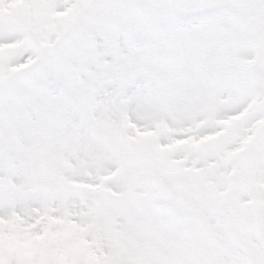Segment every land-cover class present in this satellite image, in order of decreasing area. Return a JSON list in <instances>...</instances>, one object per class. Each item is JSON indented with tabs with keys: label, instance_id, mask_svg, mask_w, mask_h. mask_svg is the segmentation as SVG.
<instances>
[{
	"label": "snow or ice",
	"instance_id": "snow-or-ice-1",
	"mask_svg": "<svg viewBox=\"0 0 264 264\" xmlns=\"http://www.w3.org/2000/svg\"><path fill=\"white\" fill-rule=\"evenodd\" d=\"M0 264H264V0H0Z\"/></svg>",
	"mask_w": 264,
	"mask_h": 264
}]
</instances>
